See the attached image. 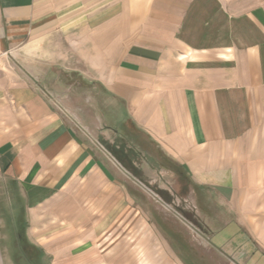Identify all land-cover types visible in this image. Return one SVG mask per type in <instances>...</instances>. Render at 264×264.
Wrapping results in <instances>:
<instances>
[{"label":"crops","instance_id":"1","mask_svg":"<svg viewBox=\"0 0 264 264\" xmlns=\"http://www.w3.org/2000/svg\"><path fill=\"white\" fill-rule=\"evenodd\" d=\"M134 181L264 264V0H0V264H202Z\"/></svg>","mask_w":264,"mask_h":264},{"label":"rangeland","instance_id":"2","mask_svg":"<svg viewBox=\"0 0 264 264\" xmlns=\"http://www.w3.org/2000/svg\"><path fill=\"white\" fill-rule=\"evenodd\" d=\"M13 66L16 67L17 63H15V65ZM57 71L58 73L55 74V76L52 75V77H55L57 80V84L55 83L56 86L52 90V92L56 96L64 97L65 94H67L68 87H66V83H70L72 84V86L77 87V88L81 87V78L79 76L80 75L79 73L74 74V75H77L75 77L73 76L71 70L65 69L63 67H58ZM50 86L52 85L47 84L45 88L50 90ZM78 103H80V101ZM58 105L60 109L66 111L65 108L60 103ZM134 182H136L142 190H144L145 192L148 193V195H150L152 202L156 206L160 207V210L157 211L159 218L161 222L165 224V226L167 227V230H169L172 233L171 234L172 237L176 238L175 241L180 240V243H181L180 247H181V251L183 252V254H185V251H183L182 249L183 247H185V249H187V251L190 252L189 255L192 258L194 257V259L200 261L202 264H213L209 260V253H211L213 250L212 251L209 250L205 242H203L200 239L201 236L203 235L200 229H198L193 224H191L189 221H187L186 218L181 214L180 212V209L182 207L181 204H179L176 200L174 201V203H171L170 205L166 204L159 197L155 196L150 191V189H147L145 185H142L140 181H134ZM173 182H174V179H168V180L160 179L153 183L154 184L162 183L161 187L168 188L170 187V183H173ZM206 197H209V196H206ZM209 204H210L209 201L202 203V208H209L210 207ZM187 205L190 206V208H187V209L191 213H195V211H197V209L194 207V203H189ZM199 207H200V204L198 203V208ZM203 214L204 213L202 212V219H203ZM165 234H169V233L166 232ZM171 235H168V236H171Z\"/></svg>","mask_w":264,"mask_h":264}]
</instances>
